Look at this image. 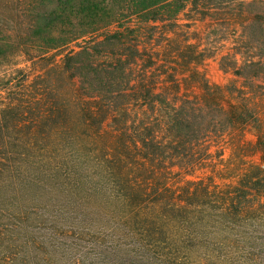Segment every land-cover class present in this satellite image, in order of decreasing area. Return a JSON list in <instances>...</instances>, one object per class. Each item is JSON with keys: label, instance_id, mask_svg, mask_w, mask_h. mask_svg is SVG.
I'll return each instance as SVG.
<instances>
[{"label": "trees", "instance_id": "1", "mask_svg": "<svg viewBox=\"0 0 264 264\" xmlns=\"http://www.w3.org/2000/svg\"><path fill=\"white\" fill-rule=\"evenodd\" d=\"M0 8V196L30 198L39 211L26 215L28 224L47 227L52 218L48 246L81 252L67 264H167L144 239L157 222L141 212L167 188L156 181L170 166L193 170L185 162L212 130L243 135L252 127V147L262 149L264 0H0ZM184 13L209 20L208 45L171 38ZM224 49L219 68L235 82L212 86L197 67ZM35 61L42 72L26 86L30 74L20 65ZM226 94L237 103L224 106ZM58 129L63 139L100 140L96 171L109 192L103 215L67 192L47 211L46 185L20 163L33 142ZM262 185L257 169L243 190Z\"/></svg>", "mask_w": 264, "mask_h": 264}, {"label": "rangeland", "instance_id": "2", "mask_svg": "<svg viewBox=\"0 0 264 264\" xmlns=\"http://www.w3.org/2000/svg\"><path fill=\"white\" fill-rule=\"evenodd\" d=\"M3 15L9 16L7 20L13 17L9 9H4ZM212 27L209 20L202 22L196 14L184 13L170 34L172 39L181 38L183 43L189 41L192 44L197 38V42L205 47L209 44L206 34ZM211 34L214 38V31ZM226 51L224 49L197 67V72L212 86L225 87L235 82L231 74L219 68V57ZM42 64L35 61L20 65L30 74L26 86L42 72ZM236 83L240 87V81ZM198 91V87L192 88L188 95L193 98ZM228 95L224 106L237 103L238 98ZM260 99L259 118L264 122V104ZM251 128L248 127L243 135L212 130L203 147L194 152L193 159L185 162L195 163L193 170L179 171L178 167L170 166V172L156 181L159 184L164 181L167 185L163 195H156L162 200L149 202V211L141 212L157 222L155 227L146 229L144 236L153 242L148 243L152 255L165 259L167 264H264V185L255 191L243 190L250 175H255L257 169L264 170V136L261 151H255L252 146L257 135ZM64 137L66 134L58 129L49 139L33 142L31 154L20 163L46 185L48 192L44 203L47 211H54L52 205L59 203L67 192L77 201L86 197L88 209L99 210L103 215L109 208L103 201L109 192L103 185L105 180L99 179L96 171V150L101 145L100 140L88 133L76 137L78 140ZM56 180H60L62 190L58 189ZM152 198L154 196L149 200ZM165 208L169 212H165ZM38 211L30 198L0 196V264H48L52 260L67 264L72 257L80 256L81 252L76 249L70 251V248L54 243L55 249L48 246L50 243L46 242L44 232L54 224L52 218L47 227L44 223L31 225L26 222V215L35 219ZM57 216L61 215L57 213Z\"/></svg>", "mask_w": 264, "mask_h": 264}]
</instances>
